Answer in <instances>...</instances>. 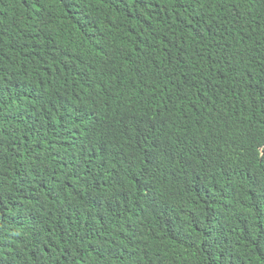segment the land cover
Listing matches in <instances>:
<instances>
[{"label": "trees", "instance_id": "16d2710c", "mask_svg": "<svg viewBox=\"0 0 264 264\" xmlns=\"http://www.w3.org/2000/svg\"><path fill=\"white\" fill-rule=\"evenodd\" d=\"M0 264H264V0H0Z\"/></svg>", "mask_w": 264, "mask_h": 264}]
</instances>
